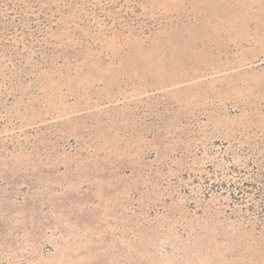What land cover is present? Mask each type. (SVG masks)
Here are the masks:
<instances>
[{
	"label": "rangeland",
	"instance_id": "rangeland-1",
	"mask_svg": "<svg viewBox=\"0 0 264 264\" xmlns=\"http://www.w3.org/2000/svg\"><path fill=\"white\" fill-rule=\"evenodd\" d=\"M0 264H264V0H0Z\"/></svg>",
	"mask_w": 264,
	"mask_h": 264
}]
</instances>
